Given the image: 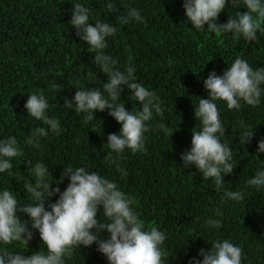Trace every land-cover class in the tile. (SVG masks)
<instances>
[{
  "label": "trees",
  "instance_id": "1",
  "mask_svg": "<svg viewBox=\"0 0 264 264\" xmlns=\"http://www.w3.org/2000/svg\"><path fill=\"white\" fill-rule=\"evenodd\" d=\"M116 0H0V31L6 30L11 34H0V128L3 130L0 134V140H6L15 137L21 149L22 155L12 158L18 163H13L12 173L7 171L0 173V184L9 188L12 193L16 192V198L21 204H33L31 194L26 193L23 189L25 182L34 183L35 177L27 173L23 166H28L27 161H32V165L43 163L45 167L52 172L57 165L62 164L56 169L60 174L64 167L73 169L84 167L89 173L96 172L103 178L115 182L120 190L125 192L129 197H134L135 202L132 205L133 210L142 216L145 209L148 212V219L143 221L145 229L155 226L158 230L166 234V240L162 248L166 253L164 264H195V260L203 261L199 256V251L203 249L211 251L212 242L223 240L219 238L231 237L239 238L232 242L242 248V264H264V186L256 187L248 185L244 181L245 190L252 206L250 211L254 217L253 221L247 223H237L236 221L244 220L243 216L238 213L235 217L234 205L236 200L230 198L221 199L225 191L235 192L237 181L243 179L240 171L237 169L238 154L232 148V139L230 137V127L235 118L240 115L249 117L245 109L247 104L241 101L240 109H233L225 114L228 109L227 104L219 109L220 119L225 128V135L221 137V142L227 144L232 149V163L234 171L224 176V186L218 193L214 186L209 182L214 180L208 178L197 180L184 190H170V188L155 183L159 180L158 171L148 168L132 167L128 169L131 157L124 162L126 152H131L125 148L121 153H116L109 148L107 137L114 134L109 125L111 115L108 109L101 112L104 119L98 130V141L90 140L84 133H73L68 123L69 111L64 105V98H68L75 106L74 95H65L61 92V84L65 75L69 74L75 78L80 74L79 67L72 59L71 52L83 47L85 43L77 36L70 24L76 3L86 5H97L103 15L108 13V3L115 5ZM131 0H119L120 4H125ZM144 0H138L143 2ZM180 1V4H179ZM180 8H184V0H164L151 1L147 13L140 12L144 18L143 22L135 21L129 24L130 28L140 29L141 32L152 28L153 24H159L169 30L170 46L168 49L169 58L160 61H151L150 50H147L148 41H154L146 37L145 42L140 46L141 52L135 51L132 55L139 59V64L135 67L136 79L144 80L157 88L156 95L161 99L164 106H169L173 99L163 98L169 89L173 88L175 92L178 86L186 85L190 90L192 85L198 89L201 88V79L193 71L205 75L206 68L199 66L196 61L188 62L179 50L178 44L183 36L182 30L192 28L190 21H186L181 13ZM243 9V5L241 4ZM233 7L225 8V12L231 17L235 16L232 11ZM185 9V8H184ZM221 15V14H220ZM219 15V16H220ZM226 15L219 17L218 24L227 23L230 17ZM127 12L117 11L108 16L101 22L109 23L116 28L119 26V17H126ZM114 19V20H113ZM207 28V25H206ZM177 30L175 32V30ZM209 32L207 29H205ZM211 33V32H209ZM108 47L112 46L111 37L106 38ZM123 57L129 55L123 54ZM88 60L82 62V68ZM220 59H216L217 75L221 74ZM126 66V63L123 62ZM188 66H191L190 70ZM230 65L226 66L224 71ZM90 77H94L88 72ZM101 77L96 81L85 80V88L93 90L102 88ZM183 86V87H184ZM182 87V88H183ZM180 88L179 90H181ZM175 92V100L177 97ZM43 93L49 102L47 116L60 121L61 132L56 135L50 129L47 137H40V147L28 145L27 140L36 127H44L42 121H37L31 117L25 108V104L30 94ZM106 99L110 100L108 93L104 92ZM131 91L124 90L121 97L116 101L119 104H125L126 110H134L142 105L139 102L131 100ZM175 102V101H174ZM179 110H193L195 108L191 100H180L178 102ZM254 113L255 119H249V126L252 131L264 133V87L258 106L250 108ZM168 110V109H163ZM225 114V115H224ZM120 123L117 122V128ZM47 128V126H45ZM155 127V130L152 129ZM95 127L89 126V130ZM172 128L159 127L151 125L150 130L145 133V145L152 143H165V138L171 135ZM121 131L118 130L117 134ZM169 143L173 140L169 138ZM63 154L66 158L63 161L49 162L54 156ZM114 161V163H113ZM126 163V165H125ZM117 165L119 167H117ZM264 171V170H263ZM224 175V174H222ZM191 178H200V176L191 175ZM66 178V177H64ZM59 176H47L49 183H54ZM53 184V188L59 187L63 192L68 184ZM161 192L155 199V193ZM59 199V194L45 201L47 210L50 203ZM240 206V202H238ZM23 206V205H21ZM204 209L202 214L199 211ZM217 210L221 215H217ZM27 214L21 213V218H28ZM208 219L223 221L221 227L213 230L210 228V235L203 230ZM169 237L175 238L176 245H182L181 250H173V246L168 244ZM175 263L170 261V258ZM96 260V259H95Z\"/></svg>",
  "mask_w": 264,
  "mask_h": 264
},
{
  "label": "clouds",
  "instance_id": "2",
  "mask_svg": "<svg viewBox=\"0 0 264 264\" xmlns=\"http://www.w3.org/2000/svg\"><path fill=\"white\" fill-rule=\"evenodd\" d=\"M229 6L233 7L235 16L227 23L218 24L219 15ZM107 7L114 10L115 5L108 3ZM184 8L188 21L196 30L207 29L218 35L231 33L235 39L243 37L248 42L257 41V33L264 32V0H184ZM118 19L127 24L133 19L143 22L144 18L131 8L126 17ZM70 24L77 29V36L95 50L94 62L109 79L102 82V91L100 88H78L73 98L75 106L64 98L65 108L88 113L85 123L94 118L95 110H110L109 114L122 128L119 134L108 135L109 148L116 153L125 148L133 153L142 151L153 110L157 115L163 114L159 97L143 84L134 82L133 67L128 66L125 74L119 70L117 62L104 53L108 47L106 38L117 33L115 26L100 21L93 26L89 10L80 3L74 5ZM203 83L209 98H200L195 106V117L201 130H195L197 127L193 130L191 149L182 154V160L186 168L195 165L204 179L213 178L219 193L224 186V176L233 173L235 168L231 162L232 149L221 142L225 128L215 102L225 101L230 110L240 109L241 101L258 106L264 68L254 70L246 60L236 58L223 75L212 71ZM122 85L131 91V100L142 105L141 111H128L125 104L116 103L121 97ZM104 92L108 93L111 102ZM25 108L31 117L44 125L31 132L28 145L39 148V138L47 137V129L60 135V121L47 116L49 102L42 92L30 94ZM253 136L254 132H243L240 143L249 144ZM258 152H264V139L258 143ZM20 155L22 152L15 137L0 141V173L7 171L14 175L11 159ZM27 164L35 176V183L26 181L24 189L31 194L34 203L20 204L9 190L0 193V264H68L64 258L72 254L78 264H164L166 253L162 245L166 234L155 226L145 229L143 221L148 219L147 210L139 217L132 208L135 198L120 190L115 182L94 171L89 173L84 167H68L64 168L61 179L54 182L59 185L64 177L68 178L70 183L61 192L59 187H52L54 183L47 181L49 169L43 163H36L34 167L32 161ZM247 183L258 188L264 186V171H258ZM57 194L59 199L50 203V210H47L45 201ZM224 198L240 201L244 193L225 191L221 196ZM101 208L103 213L98 216ZM21 213L29 217L23 219ZM217 215H221L219 210ZM206 223L213 228L221 227L219 220L208 219ZM212 245L211 251H199L203 261L195 260V264H242V248L227 239L212 242Z\"/></svg>",
  "mask_w": 264,
  "mask_h": 264
},
{
  "label": "bare ground",
  "instance_id": "3",
  "mask_svg": "<svg viewBox=\"0 0 264 264\" xmlns=\"http://www.w3.org/2000/svg\"><path fill=\"white\" fill-rule=\"evenodd\" d=\"M179 9L182 17L188 22L185 9L180 8V6ZM232 11L234 12L233 8ZM226 15H228L227 12L223 11L219 17L221 18ZM135 21L136 20L134 19L130 20L127 24H122L119 21L117 33L115 34V36L111 37L112 46L107 47L104 50V53L111 56L117 62V67L121 72H124L126 74L127 67L131 66L134 68V76H137L135 73V67L137 64H139V59L134 58L132 55L135 51L141 52L142 49H140V46L145 42L146 37H148L149 39H154L153 42L148 41L147 50L145 51L147 52L150 50L151 61H160L165 58H169L168 49L170 46V41L169 30L164 26L153 24L152 28L141 32L140 29L129 27V24L135 23ZM262 28H264V26H262ZM72 29L75 33H77L76 28ZM176 31L177 30H175V32ZM182 34L183 36L180 38V43L178 44V50L180 54L185 57L188 62L196 61L199 63V66L206 68L205 75H201L199 71H193L191 69V66H188V68L192 70V72L199 76V79H201L200 85L203 86L204 90H202L201 88L198 89L195 85H192L190 90H187L186 85H180L178 86L176 91L183 86L184 87L178 91L176 100V91L174 92L173 88L169 89L166 94H162L161 97L173 99V102L169 106H164L162 105L161 99L159 98L158 102L160 103L161 108L168 110H163L162 115L155 114L153 110V119L149 123L150 125H158L161 128L167 126L171 127V135H168L169 137L165 138V143H152L148 146L145 145L142 151L136 153H133L132 151L126 152L124 155V162L127 158L131 157L128 167L129 170L132 167H137L140 169L141 167H143L157 170L159 180L155 183L158 186L159 184L166 186L172 191L184 190L188 188V185H191L195 181L203 180L202 174L195 167V165H191L186 168L184 167V162L182 160V154L191 149L193 130L196 127L197 128L195 130H201L199 121L195 117V108L193 110H179L177 107L178 102L181 99H188L192 101L194 106H198L200 98H209V94L206 91L203 82L208 78L209 74L212 71H216L214 70L216 68V59H220V64L225 63V66L217 69L221 71V74H223L224 68L228 65L231 66L236 58L246 60L254 70L264 68V32H258V39L257 41L253 42H248L244 40L243 37H241L240 39H235L233 34L231 33L218 35L215 33H209L206 30H196L193 26L188 30H182ZM83 42L85 43L83 47L70 53L72 59L76 61L79 67L80 74H77L75 78L70 76L71 71L68 75H65L60 87L61 92L65 95L75 96L76 92L79 89L87 90L85 88V80L87 79L96 81V78L101 77L100 81L103 83H106L109 79V77L100 69V66L96 65L94 62L95 50L92 49L90 45L87 44V42ZM123 54H127L129 56L123 57ZM130 57L131 59H129ZM83 59L88 60L84 64V69L82 68ZM123 62L126 63V66L123 65ZM88 72H91L94 77H90ZM134 82L141 83L149 91H154L155 93H157V88L152 84L147 83L144 78L136 79L135 77ZM121 87L123 91L129 90L127 86L122 85ZM263 87L264 84L261 85L262 92ZM215 103L217 104L218 110L223 105L227 104L223 100H218ZM242 107H245V109L249 113V117L245 115L238 116L233 120L230 127L232 148L238 154L237 169L240 171V175L243 177L242 180L237 181L235 192H243L244 198L243 200L236 201L234 205L235 217L238 213H240L244 218V220L236 221L237 223L241 224L247 223L248 221H253L254 223V217L250 211L252 203L247 196L244 181L250 177L255 176L258 171L264 170V152H258V143L259 141L264 139V133L258 134L252 131L249 126V119H255L254 113L250 109L252 106L246 105ZM231 110L227 111L225 114L229 113ZM134 111L139 112L141 110L139 107H136ZM101 112L102 111L100 110H95L93 113L94 118L91 121L85 123V117L88 115V113H77L75 110L69 111L68 123L70 124L73 133H84L89 137L90 140L98 141V130L96 129V127L100 126L101 122H103L104 120L100 115ZM257 119L264 118H259L257 115ZM90 125L95 127L94 131L89 130ZM109 125L111 131L114 134H117V131L122 128L121 124L119 128H117V120L112 116L109 119ZM152 129L155 130V127ZM245 131L254 132V136L251 138V142L247 145L246 143H240V136ZM169 138L173 140L172 144L169 143ZM64 158L66 157L63 154H59L57 156H54L49 162L56 163L57 161H63L62 159ZM11 163H18V161L16 159H13L11 160ZM61 165L62 164L57 165V168ZM56 169H54L51 173L54 174V176H59L58 180H60L63 170L60 174H57ZM191 175L200 176V178H191ZM64 179L63 183H61L62 185L67 184L66 182H64ZM209 183L216 189L214 180ZM160 193L161 192L159 191L156 192L153 199H155ZM238 202H240V206L238 205ZM203 212L204 209L200 210L199 214H202ZM222 222L223 221H221V223ZM210 228L213 230L214 234L215 228L210 227L207 224L204 225L203 230L210 235ZM35 233L38 237H40V233L38 230H36ZM219 239H227L235 246H239L238 244L232 242L239 238L223 237ZM168 244L173 246V250L182 251V245L177 246L174 237H169ZM170 261L175 263V260L171 258Z\"/></svg>",
  "mask_w": 264,
  "mask_h": 264
},
{
  "label": "rangeland",
  "instance_id": "4",
  "mask_svg": "<svg viewBox=\"0 0 264 264\" xmlns=\"http://www.w3.org/2000/svg\"><path fill=\"white\" fill-rule=\"evenodd\" d=\"M151 1H160V2H164V0H144L143 2H138V0H131V1H129V2H127V3H125V4H120L119 3V0H116L115 1V8H114V10H111V11H109L108 13H106L105 15H103V13H102V11H101V9L97 6V5H95V4H90V3H88L89 5H86V4H84L83 2L82 3H80V4H82L84 7H86L88 10H89V16H90V23L93 25V26H95V22L96 21H103L107 16H108V14H111V13H113V12H117V11H122V12H127L128 13V10L129 9H131V8H135L137 11H139V12H144V13H147L148 11H149V4H150V2ZM179 4H180V1H179ZM2 33H8V34H11L12 32H9V31H6V30H3V31H0V34H2ZM3 129L2 128H0V134H1V131H2ZM0 141H2V140H0ZM35 165V164H34ZM34 165H32L33 167H34ZM23 167H24V173H27V174H29V175H31V176H34V174L33 173H31L29 170H28V166H24V165H22ZM54 176V174H52L51 172H49V174H48V176ZM64 182H70L69 180H68V178L66 177V179H64ZM30 183V182H29ZM35 183V182H34ZM34 183H32V184H34ZM3 184H0V193H2L4 190H9L10 192H12L9 188H7V187H4V186H2ZM23 189H24V187H23ZM13 190V193L16 195V192H15V190L14 189H12ZM25 190V189H24ZM26 191V190H25ZM12 193V194H13ZM13 194V195H14ZM28 194H30V193H28ZM19 201V200H18ZM19 203H20V201H19ZM21 204V203H20ZM102 213H103V208H101L100 209V213H98V216H101L102 215ZM102 219H103V217H102ZM65 259V261L68 263V264H78V260L75 258V257H73V254H72V256L71 257H65L64 258Z\"/></svg>",
  "mask_w": 264,
  "mask_h": 264
}]
</instances>
